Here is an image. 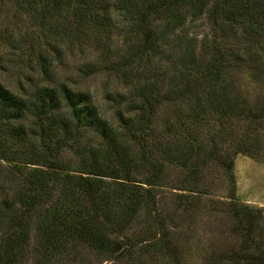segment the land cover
Listing matches in <instances>:
<instances>
[{"label": "rangeland", "instance_id": "1", "mask_svg": "<svg viewBox=\"0 0 264 264\" xmlns=\"http://www.w3.org/2000/svg\"><path fill=\"white\" fill-rule=\"evenodd\" d=\"M69 1L72 4L75 0ZM211 1L200 12H196L197 1H193L183 11L180 25L163 37L166 42L169 39V45L161 44L155 54L149 55L150 59L129 60L137 53L143 37L135 30L134 21H128L120 9L114 8L115 0L102 3L99 12L103 14H99L98 23L80 28L75 26L72 10L65 6L69 5L67 0H0V84L18 99H25L44 86L55 87L60 94V85L64 84L76 93L86 94L100 114L116 126L117 111L127 116L129 109L136 107L143 83L162 85L158 77L166 83L169 69L178 59L192 63L193 56L196 62L192 68L202 61V55L206 59L222 55L226 62L218 73L216 88L221 86L238 107L253 108L244 116L237 111L232 112L231 118L228 113L223 117L211 114L208 122L197 123L200 133L213 138L220 157L218 162L210 157L199 168L202 176L198 183L188 176V166L175 158L171 163L164 162L162 176L151 185L154 208L147 203L135 210L126 209L130 220L116 239L137 235L139 238L134 240L145 238L146 243H140L147 244L145 249H132L128 258H108L83 244L68 247L66 253L57 254L47 264H259L253 256L264 254V116L250 119L264 109V34L251 28L241 29L223 14L214 21L208 12ZM152 15L147 17L151 26L162 29L164 19ZM120 64L122 69L118 68ZM157 67L160 70L155 74ZM123 68L129 72L122 74ZM177 79L186 99H196L207 92L194 74ZM182 82L187 89H183ZM166 85H162L166 87L163 91L167 86L170 90V85ZM170 99H181L177 90L171 92ZM165 107L163 104L161 109L164 111ZM15 123L23 126L24 139H8L0 127V143L8 148L6 157L0 158V194L13 189L12 185L25 177V170L34 166L23 163L9 148L23 143L35 150L37 144H42L39 127L45 126L44 122L26 112ZM162 128L159 125L152 131L156 138L163 130L166 132ZM241 141L249 147L247 153L236 151ZM72 142H59L54 148L59 150V163L65 169L77 166L85 156L82 153L87 149L95 151L100 140L94 131H82ZM230 182L234 183L236 201L259 208V226L253 231V239L246 238L228 213ZM126 198L129 199L127 194ZM160 218L164 223L159 227ZM27 228L31 239L20 264H40L34 262L39 257L34 227ZM161 238L170 241L173 249L152 245Z\"/></svg>", "mask_w": 264, "mask_h": 264}, {"label": "trees", "instance_id": "2", "mask_svg": "<svg viewBox=\"0 0 264 264\" xmlns=\"http://www.w3.org/2000/svg\"><path fill=\"white\" fill-rule=\"evenodd\" d=\"M104 1L75 0L69 4L67 0L69 5L65 6L72 10L75 26L80 28L81 25L98 23L99 14H103L99 10L103 8ZM193 1H197L195 10L200 12L210 0H115L114 8L120 9L128 21H134L135 30H139L143 37L137 53H133L129 60L132 57L150 59L149 55L155 54L161 44L169 45V39L166 42L163 37L180 25L184 18L183 11ZM211 2L208 12L213 15L214 21L219 14H223L241 29L251 28L264 34V0ZM149 14L164 19L162 29L151 26L147 18ZM191 62L178 59L176 65L171 66L166 82L174 86H169L170 90L159 77L157 81L167 86L166 91H163L166 87L162 88L160 84L150 81L143 83L139 103L134 109H129L127 116L117 111L116 126H112L100 114L98 106L86 94L76 93L64 84L60 85V94L55 87L44 86L35 89L25 99L14 97L8 88L0 84V127L3 135L8 139L23 138L25 130L21 123L15 122L26 112L45 123V126L39 127L42 144H37V149L31 146L26 148L23 143L9 148L23 163L34 166L27 165L30 168L22 174L25 177L12 185L13 189L9 192L0 194V222L3 224L0 229V264H20L26 252V243L31 239L27 233V227L31 225L35 231L33 238L38 241L35 248L39 257L34 262L40 264H47L57 254L66 253L68 247L83 244L108 258H128L132 249L144 247L145 244L142 246L140 243L145 238L134 240L139 238L137 235L125 237L126 240L121 237L116 239L130 220L126 209L132 207L135 210L147 203L154 208L156 202L151 185L156 184L155 180L162 176L164 162L171 163L179 158L188 166V176L198 183V178L202 176L199 168L210 157L220 161L213 138L200 133L197 123L201 120L208 122L211 114L223 117L228 113L227 117L231 118L233 111L242 116L245 112L253 111L251 107H238L221 86L216 88L218 73L226 62L222 55L207 59L202 55V61L192 68L196 62L193 56ZM122 66L120 64L118 68ZM123 70L122 74L129 72L126 68ZM158 70L157 67L153 72L158 74ZM192 74L198 76V84L206 88L207 94L186 99L177 85V78ZM182 85L183 89L188 88L183 82ZM174 89L181 99H170ZM163 104H166L164 111L161 109ZM261 115L264 116V109L260 115L257 113L251 117L250 121ZM159 125L166 132L163 130V134L156 138L152 131ZM82 131L97 133L100 140L97 148L95 151H84L82 154L85 156L73 169L61 167L58 159L60 153L54 149L57 148L55 145L59 142L73 143ZM211 134L213 137L214 132ZM237 144V152H248L249 147L244 141ZM6 147V144L0 143L1 159L6 157ZM224 159L227 160L225 155ZM105 178H112L113 182H107ZM229 186L228 213L246 238L253 239V231L259 226V208L236 201L234 183L230 182ZM163 223L160 218L158 226ZM162 231L166 232L165 229ZM161 240L158 243L154 240L152 245L157 244L158 248L162 246L168 251L173 249L170 241ZM254 257L258 258L259 264H264V254L259 252Z\"/></svg>", "mask_w": 264, "mask_h": 264}]
</instances>
